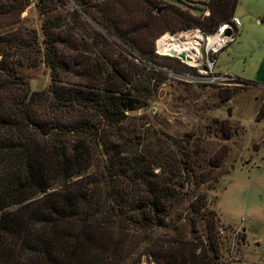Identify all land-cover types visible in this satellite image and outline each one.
<instances>
[{
  "label": "trees",
  "instance_id": "trees-1",
  "mask_svg": "<svg viewBox=\"0 0 264 264\" xmlns=\"http://www.w3.org/2000/svg\"><path fill=\"white\" fill-rule=\"evenodd\" d=\"M72 1L46 15L56 5L35 0L37 34L19 16L29 0H0V264H124L121 249L134 236L148 247L127 264L143 253L154 264H218L216 217L197 191L208 180L194 172L197 146L184 151L183 139L167 136L162 152L141 140L110 142L105 131L146 107L148 82L161 81L152 66L170 58L151 51L152 39L169 27L212 32L236 0H206L201 16L158 0ZM39 62L49 82L28 90L22 69ZM157 228L167 232L150 236Z\"/></svg>",
  "mask_w": 264,
  "mask_h": 264
},
{
  "label": "rangeland",
  "instance_id": "rangeland-1",
  "mask_svg": "<svg viewBox=\"0 0 264 264\" xmlns=\"http://www.w3.org/2000/svg\"><path fill=\"white\" fill-rule=\"evenodd\" d=\"M51 1L50 5L56 7L46 15L57 11L63 14L71 5L68 1L61 7L63 3L59 0ZM123 1L132 5L134 0ZM158 1L170 2L192 16L208 11L206 0ZM34 3L35 0H29L19 16L39 34L42 16ZM232 15L239 21L237 34L215 53L213 70L243 81L235 79L221 87L193 83L179 77L180 72L189 69L181 68L177 59L158 56L170 58L164 63L161 59L156 61L175 75L167 77L160 72L162 79L156 84L151 79L148 82L151 89L145 99L147 106L124 111L118 132L107 128L105 136L110 142L141 140L143 145L162 152L168 150L164 143L167 136L183 139L184 151L197 146L196 161L201 165L194 172L208 178L197 191L204 192V207L212 209L216 217L213 223L217 230L218 264H264V0H236ZM176 31L179 30L169 27L154 38ZM106 48L102 50L109 49ZM121 52L136 62L135 56L124 47ZM97 53L99 50L94 57ZM22 74L28 90H43L49 82L48 70L40 62L34 68L22 69ZM225 95L228 97L224 98ZM221 125L229 131L226 139L220 131ZM187 138L191 144L184 141ZM136 148L140 150L138 145ZM219 154V164L208 167L206 160ZM153 171L157 172L154 168ZM192 199L190 195L183 205ZM184 213L185 210L181 212L182 217ZM165 230L157 228L150 236L157 237ZM145 247L148 246H143L136 236L126 239L121 249L125 253L124 264ZM139 260L138 264H154L147 253L141 254Z\"/></svg>",
  "mask_w": 264,
  "mask_h": 264
},
{
  "label": "built area",
  "instance_id": "built-area-1",
  "mask_svg": "<svg viewBox=\"0 0 264 264\" xmlns=\"http://www.w3.org/2000/svg\"><path fill=\"white\" fill-rule=\"evenodd\" d=\"M203 14L207 15L208 11H204ZM238 25L237 17L232 15L227 22L220 23L212 32H204L192 27L172 33L164 32L154 38L153 42L159 40L165 33L166 40L153 45L151 51L157 56L174 57L180 64L189 67V70L178 74L187 81L225 86L240 78L214 71V57L217 51L234 39ZM224 30H228V33L225 34ZM180 37L186 40L182 45L175 42V39ZM179 54L184 58H179ZM152 68L161 73L164 72L167 77L175 75L170 69L164 67L153 65Z\"/></svg>",
  "mask_w": 264,
  "mask_h": 264
},
{
  "label": "bare ground",
  "instance_id": "bare-ground-1",
  "mask_svg": "<svg viewBox=\"0 0 264 264\" xmlns=\"http://www.w3.org/2000/svg\"><path fill=\"white\" fill-rule=\"evenodd\" d=\"M183 39H184V37H183V38H181V37H180V38H176V39H175V42H176L178 45H182V44L186 41V40L184 41ZM162 40H166V35H165L160 41H162ZM160 41H159V42H160ZM159 42H158V43H159ZM178 50H179V49H178Z\"/></svg>",
  "mask_w": 264,
  "mask_h": 264
},
{
  "label": "water",
  "instance_id": "water-1",
  "mask_svg": "<svg viewBox=\"0 0 264 264\" xmlns=\"http://www.w3.org/2000/svg\"><path fill=\"white\" fill-rule=\"evenodd\" d=\"M70 1L73 3L72 0H70ZM81 14L85 17V15H84L83 12H82ZM224 32H225V34H227V33H228V30H224ZM178 57H179V58H184L181 54H179Z\"/></svg>",
  "mask_w": 264,
  "mask_h": 264
}]
</instances>
